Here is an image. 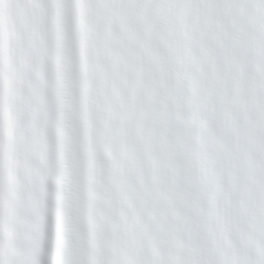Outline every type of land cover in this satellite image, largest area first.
<instances>
[{
  "label": "snow or ice",
  "instance_id": "snow-or-ice-1",
  "mask_svg": "<svg viewBox=\"0 0 264 264\" xmlns=\"http://www.w3.org/2000/svg\"><path fill=\"white\" fill-rule=\"evenodd\" d=\"M0 264H264V0H0Z\"/></svg>",
  "mask_w": 264,
  "mask_h": 264
}]
</instances>
